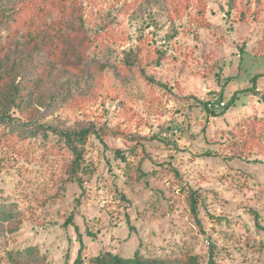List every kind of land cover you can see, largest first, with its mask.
I'll list each match as a JSON object with an SVG mask.
<instances>
[{"label":"rangeland","instance_id":"rangeland-1","mask_svg":"<svg viewBox=\"0 0 264 264\" xmlns=\"http://www.w3.org/2000/svg\"><path fill=\"white\" fill-rule=\"evenodd\" d=\"M6 16L0 112L99 136L76 177L56 135L0 125V205L20 214L0 221V264L26 248L40 264L137 250L264 264V0H22ZM38 79L28 107L8 101ZM72 88L73 102L53 106ZM232 99L223 116L204 108Z\"/></svg>","mask_w":264,"mask_h":264},{"label":"trees","instance_id":"trees-1","mask_svg":"<svg viewBox=\"0 0 264 264\" xmlns=\"http://www.w3.org/2000/svg\"><path fill=\"white\" fill-rule=\"evenodd\" d=\"M22 0H0V14L3 18H7V11L20 5ZM41 6V5H38ZM45 7V6H44ZM38 8V7H37ZM38 10H43L38 8ZM104 66L95 65L90 71L87 82L91 85L94 84L96 78L102 73ZM261 75H257L253 78L252 84L253 89H256V84ZM40 79L35 81L33 87L25 85L23 88L18 86L13 87V89L7 93L9 95L8 101L12 102L13 106L17 108L28 107L30 105V99L33 96L31 89L36 90ZM30 84V83H29ZM77 93L75 88L68 89L63 93L55 95L53 106H61L68 102L74 101V95ZM80 96H82L80 94ZM234 99L230 101V105L223 109L220 113H216V109L213 105L209 103H204L205 110L209 111L212 116H223L226 114L230 106L233 104ZM255 121L250 122L247 125L246 140L253 141L256 138V123ZM16 122L10 117V113L7 110H2L0 112V125H4L9 129L12 134L14 131H20V136L23 137H36L44 136L49 137L52 133L56 135L61 141H63L68 148L71 155L74 157V162L70 166V170L73 176L77 177L79 171L87 172L89 165L84 164V156L86 151V146L88 144V138L93 133L99 136V132L93 131L92 129H80V130H64L56 126H47L37 122L23 124L17 126ZM141 172V171H140ZM145 177L146 175L141 172L140 177ZM131 178V177H130ZM190 203L192 212L196 217H198V201L196 192H190ZM256 219L258 218L257 213L254 212ZM20 214L17 212L15 205H0V221L7 222L13 221L19 218ZM73 221V216L70 217L69 223ZM262 228V227H260ZM1 264H40L39 252L35 248H26L25 250L18 251H8L6 261ZM74 264H84L82 261V255L79 254ZM87 264H198V261L194 257H186L184 259H177L172 256V252L163 253H151L149 255L143 254L140 250H137L132 257H123L119 254L114 253H101L98 256L91 258ZM208 264H216L215 262V252L211 251L210 259Z\"/></svg>","mask_w":264,"mask_h":264}]
</instances>
